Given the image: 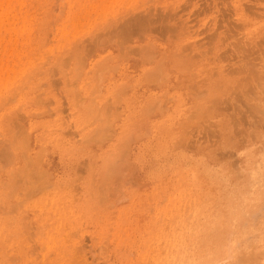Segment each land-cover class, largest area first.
Here are the masks:
<instances>
[{
    "label": "rangeland",
    "instance_id": "rangeland-1",
    "mask_svg": "<svg viewBox=\"0 0 264 264\" xmlns=\"http://www.w3.org/2000/svg\"><path fill=\"white\" fill-rule=\"evenodd\" d=\"M177 1L163 0L164 4L156 5L154 0H0V179L10 168L5 150L11 140L22 153L30 154L33 162L27 170L34 174L27 186L21 185L18 178L21 187L14 195L0 183V264H159L157 257L166 245L165 239L160 235L156 245L150 243L153 249L144 245L150 241L165 202L173 207L169 205V210H175L174 236L183 241L180 244L169 239L171 264L199 263L178 252L193 236L192 225L201 218L207 223L206 229L202 225L201 231L196 230L204 235L199 245L209 252L202 264H232L229 250L221 252L215 240L216 232L224 225L222 216L228 214L225 196H217L220 189L227 195L235 191L236 184L247 189L245 195L254 192L248 190L256 187L248 181L243 161L251 150L259 153V160L251 164H259L258 185L264 188V125L256 127L264 122V0H242L244 13L246 7L250 9L246 26L237 20L233 3L238 0H208L211 6L216 3L222 13L214 8L202 13L207 0H186L189 4L200 2L197 9L183 1L185 11L165 10L164 6ZM151 11L160 18L166 14L173 22L190 17L186 36L167 40L154 30V25L142 30L133 27L132 32L118 26L132 15ZM223 13L237 28L225 44L242 46V40L251 43L263 34L261 43L259 37L248 48L257 56L253 63H259L255 65L259 67L256 75L261 84L260 102L255 91L251 92L250 79L246 80L249 85L239 91L231 90L238 88L232 85L228 89L230 97L215 106L203 102L209 98L208 80L217 79L220 66L213 58L217 42L209 39L216 32H209L208 27L215 17L212 14L220 15L217 26L219 32L225 31L228 23L220 24ZM248 30L250 38L244 37ZM120 41L123 46L118 44ZM168 43L172 47L179 43L182 48L194 44L209 55L202 69L198 60H185L184 64L194 66L179 73H183L182 79L191 76L193 82L188 88L182 86V91L177 87L167 91L174 80H169L160 68L157 76L152 75L156 83H148L150 68L157 64L163 69L168 67L165 60L160 61ZM150 45H156L153 53ZM225 52L230 54L231 47L225 45L218 53L229 67L235 69L244 63L243 56L225 59ZM143 59H150L147 65L130 66ZM121 83L127 92L118 95L114 88ZM158 83L162 87L151 88ZM172 93L186 95L189 104L201 101L204 107L209 106L211 114H203L204 107L191 108L186 116L189 121L180 127L174 147L162 153L154 126L162 121L169 124L164 115L175 112L179 104L171 100ZM136 97L144 103L132 109L124 106L123 100L129 102ZM248 97L256 99L258 113L250 110ZM92 99L98 100L91 109L93 115L84 106ZM182 102L187 104L184 99ZM102 106L109 112L104 114L107 123L103 122L104 116H95L99 115L95 109ZM129 110L140 117L131 122L134 128L127 142L124 139L118 145L122 137L119 118L125 121ZM110 151L116 152L111 158L114 169L103 181L104 154ZM177 155L185 156V160L178 162ZM201 170L207 171L202 172V204L195 202L199 198L196 179ZM162 179L172 185L177 203L156 198V187L164 191ZM88 190L94 194L91 200ZM179 205L181 209L177 210ZM247 205L246 200L239 199V213L250 217L256 235L264 239V200L252 215ZM50 221L54 222V231L45 232L42 224ZM184 224L190 226L187 232L181 231ZM199 245L194 249H201Z\"/></svg>",
    "mask_w": 264,
    "mask_h": 264
},
{
    "label": "bare ground",
    "instance_id": "bare-ground-1",
    "mask_svg": "<svg viewBox=\"0 0 264 264\" xmlns=\"http://www.w3.org/2000/svg\"><path fill=\"white\" fill-rule=\"evenodd\" d=\"M183 1L189 7L193 8V9H197V6H199L201 4L200 2H195V3L189 4V2L186 0H178L175 3H172L171 6H164V8H165V10H170V12L178 11L179 8H181V10L185 11L186 7L182 4ZM144 2H145V0H144ZM154 2L156 5L157 4L162 5L165 3V0H164V3H163V0H154ZM205 3L207 5H202V13H206L209 8L217 9L216 13L221 12V10L219 12V9H218L219 6L217 7L216 3H213L214 5H212V6L210 5L208 0ZM241 3H242V0H238V1H235L233 3V5L235 6V9H236L237 20L241 21V23H243V25L246 26L247 24H249V21H250V20H248V16H246V14H248V12H250V9L248 7H246L245 8L246 14H245L241 8ZM250 8L252 9L253 7L250 6ZM151 12H148L146 14L137 15V16L132 15L128 21L124 20V22L118 26L123 27V28H126V27L130 28L131 32H132L133 27H139L142 30L143 29L142 27H144V26L154 25V27H153L154 30L158 31V33H160L161 36H165L167 40L173 39L174 36H178V38L182 37L183 35L186 36V30H187L186 27H187L188 19L190 17L187 18L186 20H181L182 18H180V19H178L179 22H173L171 20L172 17L166 16V14L160 18V17H158V15H156L155 12H152V13ZM160 14H163V12L159 13V16H160ZM175 15H177V18L179 17L178 12ZM212 15L215 17L213 19V23L210 25L211 27L210 26L208 27V31L211 32L214 30L216 33H211V36L209 37V39H211V40L214 39L215 41L213 43L217 42L215 45V48L213 49V58L215 61L217 60L220 62V66H219V70H218L219 74L217 76V79L211 80V78H209V80H208L207 86L210 89L209 90V98L203 100V102H205V104H207V105L211 104V106L217 105V102L221 101L224 97H230V93L228 92V89L232 85L238 86V88L231 89L233 91H239L240 89L245 87L247 84L249 85V82L248 81L246 82L247 79H250V81H251V85H250L251 92L255 91L254 94H256V97H258V95L260 94L258 85H261V84L258 83L259 78L256 75L257 68H259V67L255 64H259V63H255V64L253 63L256 60L257 56L255 58L254 57L255 52L249 50L248 48L252 47L249 45L257 42V40L255 41V39H257L259 37H260L259 38L260 42H258V43H261L262 42L261 36L263 34H261V36H258L257 38L252 39L251 43H249L248 41L242 40V42H241V45L243 44L242 46H240L239 44H232V43L225 44L226 41H228L230 38L233 37L232 33L237 28L235 26H232L233 24H231L230 22L228 23V18L226 19L225 18L226 15H224V13H223V15H222L223 18H222V21L220 22V24L222 22H226L228 24L225 26L226 27L225 31L219 32L220 30L218 29L219 28L218 27L219 26L218 17L220 15L219 16L214 15V14H212ZM156 16L159 19H156L155 18ZM175 19H176V17H175ZM220 19H221V16H220ZM211 21L212 20H210L209 22H211ZM153 28H152V30H153ZM221 29H222V26H221ZM251 34L252 33L248 30L245 32L244 37L250 38ZM253 41H255V42H253ZM122 42L123 41H120L118 44L121 46ZM225 45H226V47H229V49L231 47V53L230 54H227L226 52L223 53V56L225 59L231 60V58L234 56H236L237 58L243 56L244 63L242 65H239L238 68L234 69L233 66L229 67L228 65L224 64L226 62V60H223V61L220 60L218 53H219L220 49H222ZM150 46L151 47H149V51L153 53V50H154V48H156V45H154V46L150 45ZM203 49L204 48L202 47V52H201V49L196 47L194 44H191L189 46L182 48L181 44H179V43H177V45L175 47L170 46L168 43V46L164 47V50H162L161 54H160V61L165 60L166 64H168V67L166 69H163L160 64H157L156 67L150 68L147 71V73L149 74V81H148L149 85L156 83V82H154L156 80V78L152 75L155 73L157 76L159 74V72L157 70H158V68H160L163 70V74L169 76L168 77V78H170L169 80H174V85L169 87V89L167 90L168 92H170L171 89L172 90L175 89L176 87L179 88L180 90H181L182 86H183V88H186V87L188 88L190 85L189 86H187V85L190 82L191 83L193 82L192 81L193 78H191V76H190V78H191L190 79L188 76H184L182 79L181 76L183 75V73H179V72L185 71L186 69L191 70L193 68L194 65L190 66L188 64H184L185 60H194V61L198 60L197 62L200 63V64H198V66H200L202 69L206 65L205 63L209 62L208 52L203 51ZM180 51L183 54H185L186 52L188 54L183 55L180 53ZM149 60L150 59H146V60L143 59L139 62L134 61L133 63H131L130 66H132L134 68L142 67L144 65H147ZM258 62H259V58H258ZM261 62H262L261 67H263L264 66V56L261 57ZM175 66H177V68H174ZM174 71H178V72H174ZM198 71L201 72L200 70H198ZM173 73H176V74H173ZM105 77H106V75H104V78ZM146 77H148V75ZM96 78H98V77H96ZM159 87H162V84L158 83L156 85H152L151 88L158 89ZM114 90L116 91V94H118V95H120V94L123 95L124 93L127 92L126 87H124V84H122V83H121V85H119L118 88L117 87L114 88ZM183 99L187 102L186 95H184V97H181V96H178L176 93H172L171 100H178L179 104L176 106L175 112H171V113L169 112L167 115H164V117H166L168 119L169 124L166 121H162V124H160V125L156 124V126H154V128L156 130V135H157V137L160 138L158 144H159V149L162 153H168V151L174 147V144L177 142V139L180 137V135H179L180 134L179 133L180 127L189 121L186 119V116L189 117V115L187 113L190 111V109L194 108V107H200L202 109V107H204V105L201 101H196V102H193L191 104H189L187 102V104H186V103L182 102ZM258 100L260 102L263 99L261 97H258ZM248 101L250 104V110L254 113H258V107L256 106V99H254L252 97H248ZM253 101H255V102H253ZM91 102L90 103L92 106L89 105L90 103H87V102H86L87 105H84V106L90 112V114L93 115L94 111H92L91 109H92V107H94L93 104L96 105L98 100H93ZM142 103H144V102L139 101V97H136L135 100L133 99V100H130L129 102H127V100H123L124 106H127L128 109H132V108L136 107L138 104L140 106ZM204 108H206V110L202 111L203 114H208V113L211 114L209 106L208 107L205 106ZM95 110L98 111L99 115H95L96 117H98V119L100 116H104V114L107 115L109 113L106 111V107H104V106H102V109H100V110L99 109H95ZM126 113H127V115H126L125 121L119 118L120 126H122L120 129L121 130L120 134L122 135V137L120 138L118 145L119 144L121 145L122 142L124 141V139H126L125 142H127V139H128L127 137L129 136V134L132 133V129L134 128V126L131 122L140 117V116H138V114L131 112V110L127 111ZM115 114L118 115L117 117L120 116V114H118V113H115ZM87 115L91 116L89 114H87ZM103 122H106L105 116H104ZM163 123H165V124H163ZM263 125H264V122L261 121V122H258L256 124V127H263ZM135 130H136V128H135ZM258 135H259V133L257 134V136ZM7 144L8 145H7V149L5 150V156L7 155L9 157L8 161L10 163V168L8 170H6V177L3 180L0 179V183L4 184V186L8 190V194L14 195V194H17L16 191L21 187V186H19L20 184H19L18 178H20V180L22 182L21 185H23V186H27V185L31 184V181L33 180L34 174L31 173L30 171H28L27 168H28V165L30 163H32L33 161H31V159H30V154H27L25 152L22 153L21 150L17 149L14 146L13 140H11V142H9ZM263 144H264V141H263ZM251 151L252 152H249V153L244 155L243 161L245 163V168L248 169L247 170L248 178H249L248 181L251 184H253L252 186L256 187V189H254L253 187H250L248 190H254V192L252 194H250L248 192V194L245 195L244 192L247 189H244L243 186H242V188H240L241 185L236 184L235 191L234 190L230 191V193L227 195L226 191L222 192V190L220 189L218 192V196H217V199L219 197L221 198L222 195L225 196L224 199L228 205V212H227L228 214H224L222 216V218H223L222 221L224 222V225L216 232L215 240H216L217 246H219L223 249V251H221V252H226L227 250H229L230 258H234L232 264H264V251H262V250H264V246L262 244L263 240H264L262 238L263 236L256 235V229L252 223V220H250L249 216L240 215L239 207H238L239 199L246 200L247 204H248L247 206L249 207L248 214L252 215L254 213V211L258 210L263 205L264 188H262L258 185L259 183H261V182H259L260 177L258 179L259 181L257 180L259 164L258 163L256 165L251 164V162H253V163L257 162V160H259L260 156H259V153L257 151H254V150H251ZM113 153L115 154L116 152L114 151ZM113 153H112V151H110V152H107L104 154V157L107 159H106V163H105V166L103 169V173H104L102 175L103 181H105L106 179L109 178V177H107L108 171H112L114 169V163H111V158L114 155ZM184 157L185 156L177 155L176 160L178 162H181V161L185 160ZM21 164H23L22 165L23 167L20 166ZM249 165H251V166H249ZM202 172H207V171L201 170L199 172L200 175H198V178L196 179L197 180L196 190L198 193V194H196V197L199 196V198L195 202H199L200 204H202V186L204 185V183L202 181V174H203ZM229 176L232 177L233 175H231V173L229 172ZM161 182H164V188H163L164 191L160 187H156V191L158 194L156 196V198H158V199L162 198L165 200H166V198H168V200L172 201V203H174V204L177 203L176 199L173 197V192L175 190L173 188H171L172 185L169 184L167 179H162ZM244 182H246V180H244ZM202 183H203V185H202ZM176 184H178V182ZM241 184H243L242 181H241ZM178 186H180V184ZM200 192H201V194H200ZM166 194H167V196H166ZM93 195L94 194H93L92 190H88L87 196H88L89 200L92 199ZM53 201H52V203H53ZM169 205H170L169 202L163 203V210H162L163 212H162L161 216H159L158 222L152 228L153 233L151 235L150 241L148 243L146 242L144 245L147 249H149V248L153 249L154 247H152V246L156 245L157 242H159L158 240H159L160 235L162 236V238L165 239L166 245L162 249H160V251L158 253V257H157V262H159V264H171V261H172L171 256L172 255H170L169 247H168V242L170 241L169 239H171V238L176 239L180 242V244L183 243L182 240H180L174 236V231H173L172 226L174 224L173 213L175 210L174 211L169 210ZM170 207L173 208L171 205H170ZM18 208H19V206H18ZM176 209L180 210L181 205L176 206ZM13 222H14V220H13ZM53 223L54 222H52V221H50L48 223H43L42 228L44 229L45 232L46 231H48V232L54 231ZM206 223H207V221H205V218L204 219L201 218V219H199V221L197 220L192 225L191 229H193V231H192L193 236L191 235L192 237H190V240L187 243L184 242L183 248L178 252L181 256H186L187 258H190V259H193V258L198 259L199 263H197V264H202V259L205 256H207V253H209L207 249H205V248L203 249L202 246L199 245V243H201L202 238L204 237V235H202L201 232H199V231H201L202 225H204L203 227H204V229H206ZM189 227H190L189 225L184 224L181 227V231L187 232ZM128 228L132 229L130 226H128ZM239 228L241 229V231L239 230V233H238L237 229H239ZM198 229H199V231L196 232V230H198ZM60 230H61V226H60ZM128 231L133 232V230H128ZM257 236H258V238H257ZM233 237H235L236 239L233 240ZM150 243L152 244V246L150 245ZM226 243H228V245H227L228 249H225L224 244H226ZM233 243H235L236 245L239 244V246H236ZM196 244H198L201 249L195 250L194 246ZM232 246H235L236 248L235 247L232 248ZM154 255H155V253H154ZM246 257H249V258L245 259ZM257 257H260V258H259V260L255 261V258H257Z\"/></svg>",
    "mask_w": 264,
    "mask_h": 264
}]
</instances>
